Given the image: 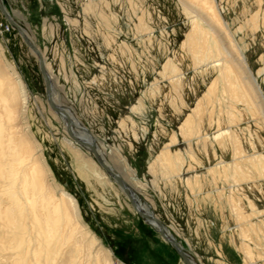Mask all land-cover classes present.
<instances>
[{"label":"rangeland","instance_id":"obj_1","mask_svg":"<svg viewBox=\"0 0 264 264\" xmlns=\"http://www.w3.org/2000/svg\"><path fill=\"white\" fill-rule=\"evenodd\" d=\"M2 2L45 56L57 102L70 108L93 133L104 159L144 209L163 222L196 264H246L235 245L232 230L237 222L226 200L233 181L230 175L218 174L224 162L232 163V149L223 158L212 137L219 118L228 123L230 100L223 93L220 57L213 52L216 34L201 11L183 0ZM214 4L230 37L226 50L244 62L242 78H248V69L264 96V0H214ZM202 31L212 56L192 63L190 39L198 32L200 42ZM180 52L186 63L183 77H164L163 68ZM0 75L20 78L23 84L26 105L18 106L16 122L34 142L48 184L58 195L65 191L78 203L76 219L85 238L77 235L84 248L74 255L73 264H184L156 229L134 212L93 156L68 136L48 106L38 59L1 12ZM215 81L212 125L205 118L203 126V134L211 140L209 155L215 157L209 161L192 142V151L183 152L184 163L176 169L184 173L189 168L196 175L197 182L193 177L187 184L160 164L159 155L172 136L184 145L182 122L194 117L193 109ZM235 106L249 114L247 106ZM261 111L260 124L252 116L242 122L245 138L257 129L264 138V107ZM246 148L252 155L264 152V144L260 149L252 143ZM263 178L254 179L255 189L248 187L249 181L241 182L248 213H252L249 200L264 211ZM253 218L260 221L264 215ZM92 238L95 242L89 245ZM258 238L264 240V234Z\"/></svg>","mask_w":264,"mask_h":264},{"label":"bare ground","instance_id":"obj_2","mask_svg":"<svg viewBox=\"0 0 264 264\" xmlns=\"http://www.w3.org/2000/svg\"><path fill=\"white\" fill-rule=\"evenodd\" d=\"M183 1L189 6L199 9L205 22L211 26L216 34L213 52L220 57L217 62L221 66V77L224 82L223 93L227 95L230 103L229 110L226 111L228 123L225 124L224 122L222 124V120L219 118L218 129L215 133H212V137L217 142L223 158L226 151L232 149V163L224 162L225 164L220 167V170L218 169V174L220 176L223 173L226 176L230 175L233 181L226 200L233 213L231 216L237 222L234 230H232L235 245L244 256L246 264H264V240L258 238V234H264V219L255 221L253 218L254 215L263 216L264 211L258 210L251 200H249V206L252 213L246 211V205L243 201L245 193L241 183L242 181H249L248 187L255 189L254 179L264 177V152H262V156L256 153L252 155L246 148L248 144L252 143L255 148L260 149L264 144V138L257 129L254 133L251 130L249 132L251 138L247 139L241 129L242 122H245L250 116L254 117L256 124H260L261 121L258 116L262 113L261 107H264V96L260 86L248 69L245 68L248 71V78H244L245 80L242 78L244 62L234 60L230 56L231 53L226 50L225 45L230 44V37L226 33L220 15L216 11L214 0ZM6 11L9 18L16 22L7 9ZM12 27L24 41L21 29L25 38L38 49L44 59L48 75L52 79L50 67L39 47L30 40L26 31L20 26V29L13 25ZM202 37L203 39L198 42V32H193L191 36L189 48L192 63L200 62L212 56V53H207L205 48L206 34L204 31H202ZM28 49L38 59L35 52L29 47ZM185 65V55L180 52L175 55L174 63L163 68L162 75L164 77L170 75L180 77L182 75L183 77L182 72L186 68ZM216 90L217 82L215 81L209 88V92L205 94L202 100L198 101L193 109L194 117L190 115L182 122L180 136L183 138L184 145L179 146L176 137L172 136L166 148L159 155L160 164L167 167L171 173L175 172L178 176L183 177L187 184H191L193 177L196 175L194 176L189 168L186 169V173L176 169L179 170L184 163L182 159L183 152L192 151V142L198 146L200 151L208 155L209 161L215 157L209 155L212 147L211 140H209L208 133L203 134V126L204 121L207 120L205 118L209 119V126L212 125L214 104L211 101V96L216 93ZM53 100L58 107L66 111L75 123L74 133L81 138L95 142L98 146L92 132L89 131L92 137H88V135L78 130L79 128L89 129L75 117V113L70 108L57 102L54 83ZM236 104L247 106L249 114H246L244 110H237ZM19 105L20 108L26 105L24 88L20 78L12 79L0 75V264H73L74 255L82 254L83 247V244L81 245L77 239V235L81 233V226L76 219L79 212L78 203L74 197L68 195L65 191H61L58 195L53 186L48 184L42 161L36 156L34 142L23 132L24 130L22 131L19 128V124L16 122L20 114ZM52 113L62 120L66 131V122L63 116L54 111ZM261 129L264 130L263 127ZM248 140L250 143H247ZM98 151L100 152L99 147ZM101 156L104 158L102 153ZM106 162L109 165L107 160ZM229 168H231V173ZM252 170L255 171V174H251ZM211 173L214 174L213 168H211ZM109 178L115 183L111 177ZM262 180L264 181V178ZM194 181L197 182L196 177ZM125 183L127 184L126 181ZM131 191L133 192L132 189ZM133 194L135 195L134 192ZM223 198L224 195L221 192L219 200L221 201ZM140 209L145 210L141 203ZM150 214L156 217L151 212ZM153 227L159 233V227ZM164 230L170 239H174L165 228ZM83 237L85 238V236ZM94 242V238H92V241L88 244L92 245ZM88 248L90 249V247ZM191 261L196 264L192 259Z\"/></svg>","mask_w":264,"mask_h":264},{"label":"water","instance_id":"obj_3","mask_svg":"<svg viewBox=\"0 0 264 264\" xmlns=\"http://www.w3.org/2000/svg\"><path fill=\"white\" fill-rule=\"evenodd\" d=\"M0 12L4 16L6 21H8V23H10L11 25L20 29V27L16 24V22H14L12 19L9 18V15H8V13H7L5 7L2 3V0H0ZM20 31H21V34L24 38V42L26 43L27 47H29L31 50H33L35 52V54L38 56V64H39L40 73H41L42 78H43L44 83H45V95H46L48 106L52 111H54L55 113H57L59 115H62L63 118L65 119L66 132H67L68 136L78 146L85 148L87 151L90 152V154L94 157L97 164L120 187V189L123 191L125 196L128 198V200L131 203L135 212L143 219V221L148 223L152 227L153 226L159 227L160 236L162 237V239L167 244H169L174 249V251L180 257V259L183 261V263L184 264H194L191 261L190 256L185 252L182 245L179 242H177L175 239H170L166 235L165 230H164V226H163V222L160 219H158V218L154 217L153 215H151L150 213H148L147 211L140 209L139 200L136 199L135 195L133 194L131 189L128 187V185L125 183L124 179L121 176H119L112 169V167L110 165H108V163L106 162V160L104 158H102L101 153L98 151V146L96 145V143L91 142L88 139L81 138L74 133L73 128L76 129L75 123L70 118V116H68L66 111L61 109L60 107H58V105L55 104V102L53 100V83H52V79L48 75L43 57L39 53L38 49L29 40H27L25 38L23 31L21 29H20ZM78 130L85 133L86 135H88V137H92V134L89 132V130H87L85 128H81V129L79 128Z\"/></svg>","mask_w":264,"mask_h":264}]
</instances>
